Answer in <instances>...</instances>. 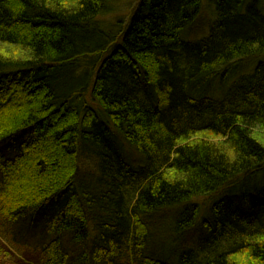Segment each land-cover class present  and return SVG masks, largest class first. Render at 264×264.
I'll return each instance as SVG.
<instances>
[{
    "label": "trees",
    "instance_id": "obj_1",
    "mask_svg": "<svg viewBox=\"0 0 264 264\" xmlns=\"http://www.w3.org/2000/svg\"><path fill=\"white\" fill-rule=\"evenodd\" d=\"M207 1L218 18L192 41L202 0H140L117 21L113 0H0V240L15 254L264 264V0ZM120 136L144 165L124 163ZM161 216L171 242L197 229L173 260L147 252Z\"/></svg>",
    "mask_w": 264,
    "mask_h": 264
},
{
    "label": "rangeland",
    "instance_id": "obj_2",
    "mask_svg": "<svg viewBox=\"0 0 264 264\" xmlns=\"http://www.w3.org/2000/svg\"><path fill=\"white\" fill-rule=\"evenodd\" d=\"M139 1L140 0H113L115 11H112L111 14L106 17V21H109V20L117 21V20L124 19L130 12V9H133L138 4ZM202 3H203V7L200 10L201 13L188 27H186V30L184 33V38H186V40L196 41V40L204 39L207 36H209L211 25L218 18L217 11L212 4H210L207 0H202ZM263 5L264 3L262 2L260 4V7L262 8ZM254 61L255 63H253L250 60H244L241 63H239V67H241L242 71L239 70L238 72L240 74L244 73L246 75L251 74L258 60L255 59ZM235 77L237 78V75ZM219 86H220V83H219ZM255 133L257 137L261 136V139L264 141V130L263 131L255 130ZM117 141H118L117 143L118 147L120 148L119 154L123 156L124 161H125L124 163L129 164L132 167H139V166L144 165V159L141 156V154H139V152L136 151V149L130 147L129 144L121 138V136L117 138ZM91 163L93 164V162ZM91 163H89L88 161L82 162L80 165L81 167L80 169L90 171L91 173H93L95 167L91 165ZM87 167H89L88 170L86 169ZM221 193H224V192H221ZM218 196H220V194H215L210 197L207 196V197L196 199V203L200 205V207L202 208V216H205L208 212H210L211 205L216 199V197ZM3 204L9 206V202L6 197H4ZM11 205H13V203ZM174 212H176V210L173 211V213ZM173 224H174V221H173V218L171 217L161 216L159 218L157 226L152 231V235H153V238L151 240L152 243H150V245L148 246V251H147L148 253L153 252L154 253L153 257H156V256L158 257L159 255H162V256L168 257L169 259H172V258L174 259V257L182 251V249L188 248V247L190 248L193 246L191 242L194 241V239L196 238L195 231H197V229H195L194 232H187L184 236H182V242L174 243L173 241L172 242L170 241V236H171L170 232L172 230ZM197 226L201 228V222H199ZM5 227L6 226L4 225V220L0 217V228L3 230L5 229ZM8 233L10 236L11 232H7V237H8ZM97 233L98 232H95L94 235H96ZM39 237L40 236L38 233V229L36 228L34 230V238L30 239L28 235L24 233L21 241L25 243L27 242L29 244L30 242L31 244L38 243ZM0 245L5 250H7L8 248L7 245H8L9 251L8 250L7 251L9 253L10 252L12 253V254L8 253L9 255L7 257L4 255L6 264L7 262L9 264H36L38 262L39 255H37L36 254L37 252L33 250L25 249L21 253L15 254L13 252L14 250L12 251V248H10V245L8 243L6 244L4 241H2V239L0 240ZM11 261L13 263H11Z\"/></svg>",
    "mask_w": 264,
    "mask_h": 264
}]
</instances>
